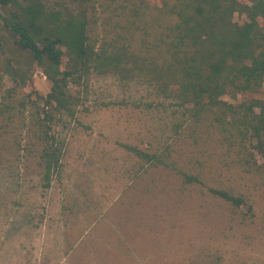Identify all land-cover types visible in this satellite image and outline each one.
I'll use <instances>...</instances> for the list:
<instances>
[{"label":"rangeland","instance_id":"rangeland-1","mask_svg":"<svg viewBox=\"0 0 264 264\" xmlns=\"http://www.w3.org/2000/svg\"><path fill=\"white\" fill-rule=\"evenodd\" d=\"M95 1L94 28L106 35L110 0ZM10 56L0 50V264H264V172L219 143L207 121L159 100L138 72L93 74L78 89L76 119L54 126L62 166L46 187L36 109L22 102L33 89L46 95L51 82L34 67L24 84L7 69ZM125 144L162 150L247 204L185 184Z\"/></svg>","mask_w":264,"mask_h":264},{"label":"trees","instance_id":"trees-1","mask_svg":"<svg viewBox=\"0 0 264 264\" xmlns=\"http://www.w3.org/2000/svg\"><path fill=\"white\" fill-rule=\"evenodd\" d=\"M100 6L95 0H0V50L8 46V71L26 84L27 72L38 67L51 82L46 95L33 89L22 102L36 109L32 123L45 186L62 166L56 121L76 119L78 89L93 74L124 79L138 72L159 100L176 102L196 123L207 121L219 143L245 153L243 164L264 172V0H110L106 9L114 17L106 21V35L94 28ZM125 146L185 184L204 185L236 207L247 204L162 150Z\"/></svg>","mask_w":264,"mask_h":264}]
</instances>
